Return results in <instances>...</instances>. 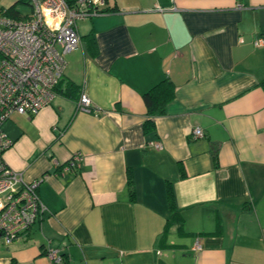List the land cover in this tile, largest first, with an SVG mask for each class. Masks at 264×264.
Wrapping results in <instances>:
<instances>
[{"label":"crops","instance_id":"obj_1","mask_svg":"<svg viewBox=\"0 0 264 264\" xmlns=\"http://www.w3.org/2000/svg\"><path fill=\"white\" fill-rule=\"evenodd\" d=\"M20 5L0 0V11L28 15ZM103 8L77 21L63 93L2 125L4 162L39 180L45 211L24 236L0 238V264H50L48 247L62 264H264V45H253L264 39V0ZM169 88L145 130L143 96ZM79 93L92 113L77 111Z\"/></svg>","mask_w":264,"mask_h":264},{"label":"built area","instance_id":"obj_2","mask_svg":"<svg viewBox=\"0 0 264 264\" xmlns=\"http://www.w3.org/2000/svg\"><path fill=\"white\" fill-rule=\"evenodd\" d=\"M31 12L22 18L11 17L0 11V236L4 244L28 233L41 218L45 206L37 189L39 180L28 181L23 174L10 169L3 155L12 142L2 129L12 113L31 117L49 105L57 95L55 88L63 79L65 55L80 43L77 21L102 14L105 0H24ZM155 10L164 8L155 6ZM253 45H264V39ZM77 111L92 113L91 101L82 93ZM203 135L199 127L191 137ZM149 145L156 149L159 142ZM82 156L72 155L65 168L78 167ZM195 248H200L196 240ZM45 256L50 264H62L63 257L56 248L48 247Z\"/></svg>","mask_w":264,"mask_h":264},{"label":"trees","instance_id":"obj_3","mask_svg":"<svg viewBox=\"0 0 264 264\" xmlns=\"http://www.w3.org/2000/svg\"><path fill=\"white\" fill-rule=\"evenodd\" d=\"M66 1L69 4H73L74 1H76V0H66ZM105 3H106V0H105ZM103 7H101L100 10H101L102 13H106L107 11L104 10ZM1 11L3 13H5V14H7V15H9L11 17L17 18V19L22 18L23 16H26V15L20 14V12L17 11L14 7H11V8L5 9V10H1ZM61 84H62V81L55 88V91L57 93L58 92L59 93H63V90L60 89L61 88ZM65 90L70 92V91H74L75 88L72 85H69V86H67V88ZM166 91H161V93H156L155 91H151V92L146 93L143 96L144 103H145V105L147 107V117H148V119L145 121L144 126H143V128L145 130L153 128L154 127V122H153L152 119L154 117L162 115L164 113L165 103H166L167 99L170 98L171 95H172V92H171L170 88H169V91H168V89ZM80 95H81V93H79L78 99H79ZM78 99H77V101H78ZM77 101H76V103H77ZM172 213H173L172 214L173 218L176 217L178 220L181 219L180 215L178 214V212H176V210L173 211ZM0 238H1V236H0ZM63 262H64V260H63Z\"/></svg>","mask_w":264,"mask_h":264},{"label":"rangeland","instance_id":"obj_4","mask_svg":"<svg viewBox=\"0 0 264 264\" xmlns=\"http://www.w3.org/2000/svg\"><path fill=\"white\" fill-rule=\"evenodd\" d=\"M19 8H23V9H25L26 12H29V13L31 12V8H30V6H28V5H20Z\"/></svg>","mask_w":264,"mask_h":264},{"label":"bare ground","instance_id":"obj_5","mask_svg":"<svg viewBox=\"0 0 264 264\" xmlns=\"http://www.w3.org/2000/svg\"><path fill=\"white\" fill-rule=\"evenodd\" d=\"M76 109H77V104H76Z\"/></svg>","mask_w":264,"mask_h":264}]
</instances>
